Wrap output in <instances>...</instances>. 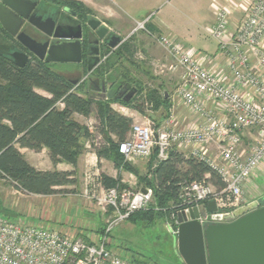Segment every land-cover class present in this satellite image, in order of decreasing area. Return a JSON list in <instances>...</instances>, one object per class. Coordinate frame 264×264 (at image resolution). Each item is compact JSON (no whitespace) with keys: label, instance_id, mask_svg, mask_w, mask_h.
Wrapping results in <instances>:
<instances>
[{"label":"built area","instance_id":"obj_1","mask_svg":"<svg viewBox=\"0 0 264 264\" xmlns=\"http://www.w3.org/2000/svg\"><path fill=\"white\" fill-rule=\"evenodd\" d=\"M209 1L214 21L209 36L216 43L212 56L169 35L155 38L171 59L170 70L180 72L171 101L184 107L192 121L178 129L173 113L158 125L148 117L133 123L118 145L125 162L147 160L156 152L157 164L166 161L172 150L184 152L221 180L220 189L205 181L182 185L177 197L180 209L172 216L176 226H168L175 238L180 212L206 210L208 203H214L217 213L225 215L247 206L244 197L252 196L246 190L264 169V0ZM149 22L138 23L137 29L153 38L146 28ZM152 201L150 188L112 187L103 189L98 204L111 209L118 224ZM114 224L88 239L0 215V264H146L123 259L110 246Z\"/></svg>","mask_w":264,"mask_h":264},{"label":"trees","instance_id":"obj_2","mask_svg":"<svg viewBox=\"0 0 264 264\" xmlns=\"http://www.w3.org/2000/svg\"><path fill=\"white\" fill-rule=\"evenodd\" d=\"M54 2L81 13L85 20L88 15H92L81 3L71 0ZM146 28L151 33L157 32L150 24ZM0 33L5 32L0 28ZM130 42L126 40L114 50H105L102 60L105 59L90 77L110 84L130 83L125 80V74L113 73L120 61H132L135 49ZM51 67L52 65L31 56L24 68H18L0 53V180L9 182L16 192L23 195L53 196L57 188L76 184L73 172L37 171L24 159L19 149L36 153L46 149L52 164L65 163L76 167L84 143L88 142L92 148L95 143L93 134L75 121L74 116L89 118L93 111L97 121L96 131L102 136V145L94 149L98 160L107 159L116 169L132 172L140 188L152 189L153 202L159 216L162 213L176 215L180 209L177 197L183 184L205 181L216 189L222 188L223 184L216 173L193 157L176 150L170 151L166 161L157 163L152 168L156 163L154 152L151 166L144 176L137 175L128 164H124L118 145L126 139L133 119L114 111L112 105L131 107L141 115L144 114V103L152 104L154 111L163 108L167 112L169 104L165 91L147 92L143 98L144 103L133 106L132 101L125 103L112 93L106 94L102 99L88 86L86 80H69ZM84 74H87L86 71ZM36 90L45 92L49 97L41 96ZM98 182L104 190L123 188L117 181L103 174L99 175ZM138 213L140 212L133 214L128 220ZM141 220L145 219L139 221Z\"/></svg>","mask_w":264,"mask_h":264},{"label":"rangeland","instance_id":"obj_3","mask_svg":"<svg viewBox=\"0 0 264 264\" xmlns=\"http://www.w3.org/2000/svg\"><path fill=\"white\" fill-rule=\"evenodd\" d=\"M91 1L89 2L93 9L90 10L92 16L96 21L104 23L109 33L125 40L129 38L134 40L136 51L132 61H120L113 70L115 74H125V80L130 81L127 85L140 90V92L136 91L131 100L133 106L142 105L145 94L150 91L159 93L166 91L168 95L175 97L180 85V72L170 70L171 59L155 40L156 37L166 36L168 33L158 28L151 38L145 30L137 29L138 23L145 20L155 22L162 16L170 29L182 34L183 37L186 36L185 41L189 49L208 55H213L216 51V43L209 36L211 29H203L204 22L208 20L209 16L213 19L211 11L208 12L206 8L207 1L202 0L199 10L194 5L196 0L156 1L158 8L155 11L145 13L138 19L141 20L140 22L132 25L127 22H122L119 25L112 23L110 17L112 13L116 12V9L109 0ZM46 5L45 8L52 7ZM1 40L0 49H7L12 44L11 41L9 42V38L1 37ZM51 69L65 75L67 79L72 81L82 78L81 75L78 76L79 68L76 67L67 68L53 65ZM36 91L43 93L40 90ZM173 104L174 112H184L180 105H177V102ZM147 105L144 103L142 107L144 114L142 115L133 108L124 107L120 104H113L112 109L121 114L133 115V123L144 122L148 117L157 123L158 114L153 111L152 104L150 105L152 107H146ZM91 117L93 126L89 127L95 143L93 149H98L102 145V136L96 131L95 111ZM183 126L179 124L177 128L180 129ZM151 159L152 157L147 160L134 159L133 161H126L124 164H128L132 170L135 168L134 171L137 175L144 176L151 166ZM41 165V167H45V165ZM124 171L132 174L125 169ZM126 176L136 184L133 189L140 187L138 181L128 175ZM76 178L74 186L60 188L56 190L53 196L41 198L20 194L13 189L9 182L0 180V215L9 219H23L34 225L57 229L69 235L84 236L88 239L98 237L104 233L107 227L114 224L115 215L111 209L103 208L98 204L103 189H101V185H98L95 172L88 170L77 174ZM117 182L119 183V180ZM119 185L122 186L120 183ZM256 185L258 188L255 191L264 193V181H259ZM246 196L248 197V195ZM258 202L264 204V199H259ZM157 212L156 204L152 201L147 209L134 215L130 220L112 226L109 236L110 246L121 258L146 264H182L175 250V237L168 232L169 224L175 225V219H172L175 214L162 213L163 215L159 216ZM140 219L145 220L139 221ZM206 225L204 224V226Z\"/></svg>","mask_w":264,"mask_h":264},{"label":"water","instance_id":"obj_4","mask_svg":"<svg viewBox=\"0 0 264 264\" xmlns=\"http://www.w3.org/2000/svg\"><path fill=\"white\" fill-rule=\"evenodd\" d=\"M35 6L36 3L30 0H0V28L26 51L10 46L0 49V53L18 68L26 66L30 60L28 54L48 65L80 64L81 27H57L53 34L48 33L45 26L50 21L44 22L32 14ZM24 21L48 37L68 42L52 46L39 44L19 32ZM89 23L93 30L101 24L95 20ZM107 32L104 27L99 28L98 38L103 39ZM119 42L120 39L111 38L110 48L115 49ZM91 68L89 66L88 71ZM93 90L100 91L98 81L94 82ZM135 93L131 90L123 101L129 103ZM98 96L106 97L105 94ZM200 219L207 225L201 224ZM177 222L175 250L182 264H264V206L258 202L225 215L217 213L214 203H208L206 210L200 208L178 213Z\"/></svg>","mask_w":264,"mask_h":264},{"label":"crops","instance_id":"obj_5","mask_svg":"<svg viewBox=\"0 0 264 264\" xmlns=\"http://www.w3.org/2000/svg\"><path fill=\"white\" fill-rule=\"evenodd\" d=\"M73 1H78L81 4H83L87 9H89L91 11L93 10L92 5L89 2L91 0H73ZM109 1L112 4V6H114L116 9V12L112 13L111 17H110V19L112 20V23L116 24V25H119L122 22H127L128 24H131V25L136 24L137 22L141 21L138 19L141 16L145 15V13H148L150 11H155L158 8L156 1L162 2V0H109ZM204 1L205 2L207 1L206 8H207L208 12H210V1L209 0H204ZM201 4H202V0H196L194 5L196 6V9L198 7V10H199L201 7ZM150 22L152 23V24L150 23V26L154 30L157 31V29L159 28L160 30L167 32L169 36H171L172 38H174L176 40V42L188 47L186 44V41H185V39H187L186 36L183 37L182 34H179L177 31L170 29L165 24L164 20L162 19V16L160 19L156 20L155 22L154 21H150ZM102 24L104 25V23H102ZM213 24H214V21H213L212 17L209 16L208 20L204 22L205 26L203 29H205V28L209 29L213 26ZM104 27L106 28V26H104ZM107 31H109V30L107 29ZM111 38H118V39H120V41L125 40V39H122V38L117 37V36H112ZM127 40L131 41L130 43L136 51V45L133 43L134 40L132 38H129ZM118 44H120V42ZM118 44H117V46H118ZM206 55L209 57L212 56V55H208V54H206ZM61 75H63V74H61ZM63 76H65V75H63ZM165 93H166V97L168 98L169 109L167 112H165L163 108H159L157 111H155L156 114H158L157 125L160 124L162 121L168 119L171 116V114L173 113L174 114L173 117L175 118V123H176L175 126L177 127L180 124L182 126L184 125L182 128L186 127L192 121L189 113L182 106H180V107L183 109L184 112H181V113L174 112V110H173L174 104L171 101L172 96L168 95V93L166 91H165ZM38 94H40L41 96H44V97H49V95L46 94L45 92L38 93ZM177 105H179V103ZM112 107H113V105H112ZM123 115L133 119V117H132L133 115H126V114H123ZM90 117L84 118L82 116H76L75 115L74 119L79 124L87 127L89 129V131L91 132V128L89 126L92 127L93 125L91 123L92 117L91 118ZM19 152L24 157V159L34 169H36L37 171H40V172H53V171L73 172L75 174V180H76L77 174H80L82 172H86L89 170V171L95 172V174L98 173V175L103 174V175L109 177L110 179H112L114 181L119 180V183L122 185L123 188H131V189H133L134 188L133 186H135L136 184L133 183L132 181H130L126 175H128L130 178H134V180L138 181L137 179H135L136 178L135 174L127 173L121 168L116 169L114 164L111 161H109L107 159H99L98 160L94 149L90 146V144L88 142L84 143V149L82 151V154L78 158L76 167H72L71 165H68L65 163H57L56 166H54L52 164V162L50 161L48 151L46 149H42L38 153L30 151L28 149H19ZM183 154L185 155L184 152H183ZM41 164L45 165V167H41L42 166ZM155 165H156V163L152 166V168ZM134 170H135V168H134ZM259 181H264V169L262 171H260L258 176L253 180L252 184L249 185V187L246 190V192L251 194V196H252L250 198L245 196L247 198H244V203H247V205L254 203L255 200L258 201L259 199H264L263 198L264 193H262V192L257 193L255 191V189L258 188L256 183H258ZM98 185L100 186V183H98ZM100 187H101V189H103L102 186H100ZM62 188H65V187H62ZM58 189H60V188H57L56 190H58ZM138 189H143V188L138 187ZM30 196H35V195H30ZM35 197L41 198V197H51V196H35ZM251 200H252V202H251ZM244 207H246V206H244Z\"/></svg>","mask_w":264,"mask_h":264},{"label":"flooded vegetation","instance_id":"obj_6","mask_svg":"<svg viewBox=\"0 0 264 264\" xmlns=\"http://www.w3.org/2000/svg\"><path fill=\"white\" fill-rule=\"evenodd\" d=\"M30 1L36 3V6L32 14H35L36 17L42 18V21L44 22L50 21V23H47V25L45 26V30L48 33L53 34L57 27H76V26L81 27V33H82V38L80 40L81 63L52 64V66L57 65L67 68L68 67L79 68L78 76L80 75L82 76L80 82H84L86 80L88 82V86L93 88L94 82L98 80L96 78L90 77V74L102 63L103 60L101 54L104 51V49H109L110 47L109 42L111 37L113 36L112 33H109L108 31V33L105 35L103 39H99L98 30L99 28L104 27V25L101 23L97 27V29L95 30L91 29V25L89 22L95 20V18L92 15H88V19L85 20L81 17V13L73 11L67 7L60 6V4L54 2V0L53 1L30 0ZM46 4L51 5L52 7L45 8V6H47ZM19 32L25 33L28 37H30L32 40L36 41L39 44H47L48 46L58 45L64 42H68L64 40H56L52 36L51 37L46 36L45 34L39 32L31 25H29L27 21L23 22ZM1 37L5 39L9 38V42L11 41L12 43L11 46L26 53L24 48L17 42L16 39L10 38L9 36L6 35V33H0V42H2ZM124 41L126 40L120 41V44H118V46L121 45ZM113 42H115V40ZM28 55L29 57L32 56L31 54ZM89 66L92 67L90 71H88ZM84 71H86L87 73L86 75L84 74ZM98 85L100 86V91L98 93L94 91L96 95H102V94L106 95L108 93H112L121 100H123L124 97L127 95V93H129L131 90L137 91L136 89L123 83L110 84V83H106L105 81L104 82L98 81ZM259 204L261 207L264 206V204L262 203Z\"/></svg>","mask_w":264,"mask_h":264}]
</instances>
